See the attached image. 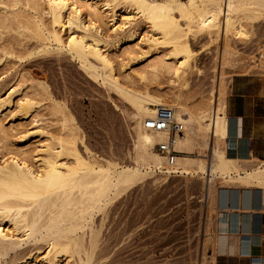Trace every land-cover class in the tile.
Masks as SVG:
<instances>
[{
  "label": "bare ground",
  "instance_id": "6f19581e",
  "mask_svg": "<svg viewBox=\"0 0 264 264\" xmlns=\"http://www.w3.org/2000/svg\"><path fill=\"white\" fill-rule=\"evenodd\" d=\"M22 1L23 7L32 12L31 18H25L16 9L20 0H11L12 19L4 16L0 25L13 20L14 26L32 35L35 51L68 55L91 78L100 80L129 105V119L133 122L131 164L120 166L111 160L94 158L87 148H84L85 156L81 154L76 147L79 138L76 128L69 124L71 120L64 109H57L62 116V135L44 141L40 149L43 156L36 169L19 157L0 158V263L12 253L9 264H27V259L34 257L15 261L19 250L28 244H42L43 253L41 247L35 253L41 254L44 264H56L60 260L92 264L98 241L93 228L94 214L146 180L161 184L171 177L202 180V201L210 209L214 205L217 209L215 183L219 180L226 186L256 187L264 191V161L241 160L227 154L230 122L222 86L224 69L231 65L230 40L247 37V28L262 20L264 0H91L93 5L110 11V34L102 32L97 19L85 22L70 0ZM122 10L124 15L118 19ZM141 23L148 26L149 32L140 37L136 29ZM63 29L69 32L66 40L61 36ZM202 35L208 42H219L221 38L218 84L216 96L211 92L212 98L194 109L181 94L188 88V76L194 71L201 73L194 64L196 55L190 42ZM134 40L139 42L136 50H141L140 45L147 50H141L139 55L135 53L137 57H133L135 51H132V56H127L121 66L124 73L130 70L131 63L148 58L151 52L157 53L156 59L144 69L130 72L142 84L141 91L121 83L122 78L108 54L109 48L119 49L123 42ZM167 49L169 52L162 54ZM164 75L170 76L168 84L177 89L175 95L159 96L148 90L149 79L155 81ZM127 78L125 75L124 79ZM17 93L13 88L4 99L0 98V111L11 106ZM28 96L23 94L16 99L17 111L23 115L37 106ZM53 106L56 109L59 105ZM160 106L173 109L176 121L182 124V136L173 144L179 154L171 166L154 149L156 144L167 142L168 133L144 127L145 120L152 118ZM53 113L57 115L55 110ZM204 150L207 154L202 156Z\"/></svg>",
  "mask_w": 264,
  "mask_h": 264
},
{
  "label": "rangeland",
  "instance_id": "374dc122",
  "mask_svg": "<svg viewBox=\"0 0 264 264\" xmlns=\"http://www.w3.org/2000/svg\"><path fill=\"white\" fill-rule=\"evenodd\" d=\"M0 1V20L4 16L12 19V15L9 16L13 12L10 8L11 0ZM22 2L20 0L16 9L25 18H31L32 12L25 9ZM70 2L81 12L84 21L97 19L102 32L110 34L112 17L109 10L103 11L99 6L93 5L91 0ZM121 15H124L123 10L118 13V19ZM41 19L47 23L45 17ZM7 22L0 25V98L4 99L13 88L19 93L13 97L10 107L0 111V158L19 157V160L23 159L22 161L36 169L43 156L40 149L42 150L44 141L62 135V116L57 109H64V114L71 120L69 124L71 122L70 125L76 128L75 133L79 137L76 147L81 154L84 155V148H87L94 158L129 166L133 126L129 119V105L100 80L91 78L68 55L53 51L46 55L35 51L36 43L32 35L14 26L13 20ZM63 30L61 36L66 40L69 32L67 29ZM136 30L140 37L149 32L144 23L139 24ZM247 31V37L230 40L232 51L229 62L232 67L230 65L224 69L222 84L226 95L229 82L234 76L247 75L264 82V17L254 22ZM220 40L208 42L202 35L190 42L196 55L194 64L201 72L191 73L188 76V88L182 90L183 93L180 92L190 108L200 107L212 96H216ZM137 42H123L119 49L108 50L113 68L122 78L121 83L135 91L143 89V86L130 72L144 69L157 55L155 51L149 53L148 58L131 63L130 70L124 73L121 66L126 63L127 56L135 51L133 57H137L140 52L147 50L142 45V51L136 50ZM168 52L167 49L162 54ZM4 53L10 55L4 57ZM125 75L128 76L127 79H124ZM169 80L168 75L155 81L149 79L148 90L159 96L175 95L177 89L168 84ZM23 94H29L28 97L37 103L27 115L18 112L15 104L16 99ZM53 104L59 106L53 109ZM206 154L205 150L201 152L202 156ZM196 179L171 177L164 184L146 180L111 201L103 211L96 212L93 228L98 233V241L92 264L214 263L215 254L219 252L218 233L213 228L218 211L214 209L215 205L211 209L209 205L205 208L202 201L203 182H197ZM221 186H226L223 181L215 183L217 191ZM38 248L43 253L42 244L23 246L14 260L21 262L31 255L35 260L27 259V264H44L41 254L35 253ZM12 259L11 253L1 263L9 264ZM56 264L70 263L60 260Z\"/></svg>",
  "mask_w": 264,
  "mask_h": 264
},
{
  "label": "crops",
  "instance_id": "0c3cea01",
  "mask_svg": "<svg viewBox=\"0 0 264 264\" xmlns=\"http://www.w3.org/2000/svg\"><path fill=\"white\" fill-rule=\"evenodd\" d=\"M227 154L264 161V82L247 75L231 78L226 95ZM213 228L218 233L214 264H264V191L221 186ZM216 249V250H217Z\"/></svg>",
  "mask_w": 264,
  "mask_h": 264
},
{
  "label": "built area",
  "instance_id": "2783aa9c",
  "mask_svg": "<svg viewBox=\"0 0 264 264\" xmlns=\"http://www.w3.org/2000/svg\"><path fill=\"white\" fill-rule=\"evenodd\" d=\"M144 127L152 131L168 133L167 142L156 144L154 149L166 157L168 165H173L175 157L179 154L174 150L173 144L178 137L182 136V124L176 121L173 109L165 106L158 107L154 116L145 120Z\"/></svg>",
  "mask_w": 264,
  "mask_h": 264
}]
</instances>
